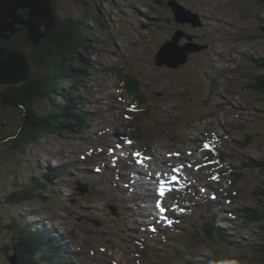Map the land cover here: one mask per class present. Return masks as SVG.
<instances>
[{"label":"rangeland","instance_id":"rangeland-1","mask_svg":"<svg viewBox=\"0 0 264 264\" xmlns=\"http://www.w3.org/2000/svg\"><path fill=\"white\" fill-rule=\"evenodd\" d=\"M109 1L103 3L101 12L94 6L90 8L88 0L58 1L60 16H82L87 6L91 18L89 26L96 44L87 54V79L92 82L86 84L93 95L96 92V96H90L92 103L96 105L99 99L107 100L100 108L96 107L100 112L92 126L82 133H52L27 147L25 152L8 153L9 149L0 146V172L6 166L8 172L20 163L27 168L26 175L33 173L35 164H40L43 173V163L47 162L53 169L72 164L70 168L77 177L78 172L92 176L90 173L95 172L89 170L97 164L96 170L103 174L109 186L111 169L107 170L105 158L118 162L119 159H113L119 154L131 153L133 157H129L120 175L129 179L139 170L137 168H142L158 178L157 184H152L146 193L158 202L162 199L168 213L175 212L170 236L172 239L181 237L182 247L172 255L168 254L170 248L173 249L170 242L159 245L160 240H153L150 244L153 251L145 258L147 253L136 242V234L130 235L128 231L137 226L119 212H127L123 206L124 196H116L112 189L99 184L93 192L82 193L72 186L77 181L67 177L58 178L53 191L46 190L47 200L34 198L31 204L19 207L0 204V225L9 228L11 217L20 211L33 214L34 221L40 220L55 229L62 242L72 252H77L82 259L79 264H142L147 261L149 264H204L212 258H220L215 264H263L256 259L254 250L264 241L261 228L255 234L245 231L233 234L235 241L245 239L251 247H232L229 243V252L223 255L219 247L226 249L224 244L214 246L211 237L201 239V232L197 230L201 228L197 224L203 216L191 217L188 213L199 211L203 203L199 204V199L185 190L197 192V186L200 191L207 187L215 190L220 205L228 201L224 208L226 213L259 207L261 203L264 172L253 165L264 159V92L253 90L250 83L254 76L264 73L251 60L252 54L256 58L264 55V9L255 7V0H236L240 4L234 0H185L181 4L199 11L205 19L202 27L194 28L188 23L176 24L171 6L162 4L163 0ZM154 9L159 19H154ZM177 29L186 33L183 37L186 42L190 41L189 34L203 41H213L218 52L199 53L178 70L167 65L158 66L155 61L158 49ZM257 34L261 38H255ZM122 72L142 75L149 108L142 112L133 109L136 95H124L120 90ZM214 76L218 79V89L207 98L208 94L202 89L208 88L206 82ZM97 84L102 85L103 93H97ZM20 113V110L16 114V111L0 107V138L18 129L22 121ZM175 132L182 135V140L186 138L185 141H175ZM248 135L254 137L241 147L239 142H244ZM222 136L229 139L224 147L229 157L215 161L217 154L212 148L216 146L214 141ZM116 142H121V149L113 151L110 145ZM95 153H105L104 158L98 156V161L94 162ZM85 156L92 160L90 158L89 162ZM22 167H15L14 172L23 180ZM239 173L243 176L235 178ZM194 178L196 184L192 185ZM161 186L171 191L158 198ZM64 190L68 194H64ZM144 194H138V199ZM54 196L61 200L52 198ZM72 201L76 204H71ZM214 210L219 215L223 213L218 207L211 208ZM181 221L184 224L178 226ZM161 255H168L169 260ZM0 264H11L5 252L0 253Z\"/></svg>","mask_w":264,"mask_h":264},{"label":"trees","instance_id":"trees-1","mask_svg":"<svg viewBox=\"0 0 264 264\" xmlns=\"http://www.w3.org/2000/svg\"><path fill=\"white\" fill-rule=\"evenodd\" d=\"M58 1L53 0L57 24L41 43L29 48L28 31L23 25L17 27L18 32L9 44L2 42L4 46L23 51L27 56L31 71L25 83L0 88V107L16 111V114L20 110L22 115L18 129L13 134L5 136L4 139L0 138V145L3 142L4 147L9 149L8 153H16L23 147L29 146L34 140L42 139L52 133L82 132L92 118L91 114L86 111L88 101L82 95L83 90L81 89L82 80L87 75L89 67L87 54H90L92 46L96 44V39L89 26L91 18L88 7L86 6L82 11V16L62 17L58 13ZM239 2L234 1V3ZM103 3L104 0H96V2L88 0L90 8L94 6L100 12L103 10ZM28 12L29 9L21 10L25 16ZM257 65L264 67V62H259ZM122 85L120 86L136 95V101L144 100L145 94L141 90L139 76H134V73L125 75ZM252 87L257 92H264V75H257ZM56 96L60 98V102L54 104L52 100ZM63 100L65 104L62 103ZM36 106H39L38 110ZM8 139L11 140L7 141ZM56 174L57 172H54L53 176ZM236 176L239 177V175ZM37 180L42 181L41 177L33 176L25 189H22L24 184L19 185L21 189H14L13 196L8 199L7 203L18 207L23 205L24 201L34 194V192L31 194V189ZM261 194L263 197L260 207H253L244 211L243 215H239L244 219L237 222L236 225L240 226L239 228H250L258 223L264 233V187ZM29 218L28 213L11 217L10 221L19 233L13 231L15 241L11 238L2 241L0 237V253L5 252L11 264H14L10 260L14 252L18 254V264H70L69 257H62L60 253L55 252L54 240L49 235L50 233L43 227L38 228L37 223L30 222ZM208 225L210 235L219 232L221 237L225 238V233H221L220 228L215 224ZM13 232L7 229L5 233L10 236ZM227 240L238 244L239 247H251V244L245 243L244 240L239 243L232 237ZM232 247L236 246L232 245ZM255 249H258L255 251L256 254L262 256L258 260L264 264V245L263 247L257 245ZM228 252L229 249L224 251V253Z\"/></svg>","mask_w":264,"mask_h":264},{"label":"water","instance_id":"water-1","mask_svg":"<svg viewBox=\"0 0 264 264\" xmlns=\"http://www.w3.org/2000/svg\"><path fill=\"white\" fill-rule=\"evenodd\" d=\"M179 22H190L194 26L201 25L199 15L183 5L172 4ZM21 9H29L28 15L21 13ZM53 0H0V39L9 40L16 32L17 25L27 27L29 48L41 43L52 31L56 24ZM181 32L178 31L173 39L165 43L156 55L157 65H168L177 68L188 61L190 52L200 49L189 43L179 45ZM30 76V67L26 54L17 49L6 48L0 43V88L20 85ZM10 260L18 264L15 253Z\"/></svg>","mask_w":264,"mask_h":264},{"label":"flooded vegetation","instance_id":"flooded-vegetation-1","mask_svg":"<svg viewBox=\"0 0 264 264\" xmlns=\"http://www.w3.org/2000/svg\"><path fill=\"white\" fill-rule=\"evenodd\" d=\"M179 1H182V3L185 1V0H179ZM234 1H236V0H234ZM244 2H245V0H243ZM248 1H250V0H248ZM256 2H257V5H254L255 7H258L259 9H261L262 10V8L264 9V0H255ZM209 44V48L207 49V50H209L210 48H211V44L210 43H208ZM5 45V44H4ZM206 50V51H207ZM9 134H13V132H11V133H9ZM8 135H6V137H7ZM3 139H4V137H3ZM2 148H6V147H4V143L2 142L1 143V145H0ZM3 178L5 179V178H7V175L6 174H4L3 175Z\"/></svg>","mask_w":264,"mask_h":264},{"label":"bare ground","instance_id":"bare-ground-1","mask_svg":"<svg viewBox=\"0 0 264 264\" xmlns=\"http://www.w3.org/2000/svg\"><path fill=\"white\" fill-rule=\"evenodd\" d=\"M195 14V13H194ZM56 21V24H57V20H55ZM4 40H5V42L6 41H10V40H6V39H0V41H2V42H4ZM27 40H28V33H27ZM207 48H209L208 46H207ZM90 82V81H89ZM91 83V82H90ZM100 100V99H99ZM59 101H60V99H59ZM62 103H64L65 104V101L63 100V102ZM117 143V142H116ZM107 159H109V157L107 158ZM109 161V160H108ZM119 163H120V166H123V163L122 162H120V161H118ZM129 167H131V165H129ZM25 173H26V171H25ZM113 187H111V189H112ZM22 189H24L23 187H22ZM65 198V197H64ZM67 198V197H66ZM30 200H32V198L30 197ZM159 245H161V243L159 242Z\"/></svg>","mask_w":264,"mask_h":264},{"label":"snow or ice","instance_id":"snow-or-ice-1","mask_svg":"<svg viewBox=\"0 0 264 264\" xmlns=\"http://www.w3.org/2000/svg\"><path fill=\"white\" fill-rule=\"evenodd\" d=\"M129 143H131V142L129 141ZM205 147H209V146L206 145ZM136 155H139V153H137ZM173 179H174V182H175L176 178H173ZM166 191H171V189H165L163 186H161L160 189H159V195L160 196H164Z\"/></svg>","mask_w":264,"mask_h":264},{"label":"clouds","instance_id":"clouds-1","mask_svg":"<svg viewBox=\"0 0 264 264\" xmlns=\"http://www.w3.org/2000/svg\"><path fill=\"white\" fill-rule=\"evenodd\" d=\"M17 26H19V25H17ZM17 26H16V28H17ZM27 28V27H26Z\"/></svg>","mask_w":264,"mask_h":264}]
</instances>
